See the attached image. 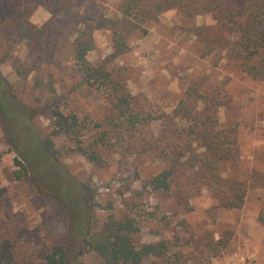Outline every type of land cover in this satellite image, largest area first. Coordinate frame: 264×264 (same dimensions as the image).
<instances>
[{
    "label": "rangeland",
    "instance_id": "rangeland-1",
    "mask_svg": "<svg viewBox=\"0 0 264 264\" xmlns=\"http://www.w3.org/2000/svg\"><path fill=\"white\" fill-rule=\"evenodd\" d=\"M72 1L73 11L60 13L46 0H0V69L18 96L39 110L35 122L43 133L53 129L51 110L59 106L82 121L79 138L85 145L99 141L104 161L100 165L79 152L62 153L76 183L62 184L71 196L69 208L53 184L40 186L34 175L15 177L17 152L0 121V176L6 188L0 196V251L9 254L0 264H43L40 253L53 244L65 245L67 264H106L86 249L83 233L73 232L78 203L92 208L80 221L86 230L109 214L131 215L141 228L139 246L165 240L167 252L148 257L147 264H264V80L230 60L235 36L229 12L204 11L205 0H185L193 15L179 8L160 13L145 22L147 32L130 35L125 53L112 56V30L94 26L101 13L117 15L121 0ZM243 1L231 0V6ZM27 3L32 23L42 26L53 19L63 25L53 63L10 35L7 19ZM86 25L94 29L96 41L88 59L93 66L110 59L106 67L132 94L134 110L149 117L139 127H120L111 120L115 111L108 89L89 84L74 89L83 79L74 39ZM182 100L181 117L175 110ZM215 110L218 126L237 132L239 155L221 161L219 170L247 186L240 207H226L208 187L192 183L199 165L189 170L190 159L180 156L187 152L195 162L194 154L204 151L188 131L197 112ZM56 140L61 150L75 145L61 135ZM178 158L173 189L154 190L148 180Z\"/></svg>",
    "mask_w": 264,
    "mask_h": 264
},
{
    "label": "trees",
    "instance_id": "trees-1",
    "mask_svg": "<svg viewBox=\"0 0 264 264\" xmlns=\"http://www.w3.org/2000/svg\"><path fill=\"white\" fill-rule=\"evenodd\" d=\"M46 1L57 7L60 13L72 12L75 6L72 0ZM184 1L121 0L118 14L109 17L101 13L94 27L112 30L114 41L112 56L120 55L127 51L128 39L133 32L138 30L147 32L144 26L147 20L157 18L160 13L172 8H179L188 15H193V6L183 3ZM231 4V0H205L203 10L220 8L221 11L229 12L235 36L229 48L230 60L236 62L247 74L264 80V0H244L238 7ZM27 6L28 3L7 19L10 35H17L21 40L26 41L28 48L36 53V56L42 57L46 63H53L63 25L59 20L53 19L42 26L32 23L29 16L33 10L24 9ZM93 30L90 25H86L79 30V34L74 39L75 63L78 71L83 75L82 81L75 85L74 89H79L85 84L108 89L111 93L109 95L111 106L115 111V116L111 120H118L120 127L137 128L147 122L149 117L145 118L134 110L132 94L113 78L112 71L106 67L110 59L99 66H93L88 59L89 52L96 46ZM185 102L182 100L176 108L175 113L178 116H184ZM51 111L54 117L53 129L43 133L35 122L39 110L18 96L12 83L0 69V121L9 143L17 152L15 177L20 180L34 175L40 186L53 184L51 187L60 189L64 201L70 208L73 206L69 203L71 196L68 187L62 184L71 182L76 185V183L67 172L66 165L61 159L62 153L79 152L100 165L104 159L97 149L98 140L85 145L79 138L83 126L76 114H68L59 106H53ZM201 112L195 114L194 123L188 134L194 137L200 147H204V151L194 154L195 162L192 161V157L187 156V152L181 153L180 156L186 157V161L190 159V165H186L187 162L183 164L189 170L196 169L195 167L199 165L193 175L192 183L195 182L194 184L200 187H208L222 205L240 207L244 203L247 186L243 182L223 177L219 170L221 161L233 160L239 155L237 132L234 128L225 129L218 126L217 110L212 112L213 114ZM60 135L75 145L67 149H58L56 139ZM105 136L106 134L99 139L104 141ZM169 163L148 180L154 190L173 189L179 171V166L175 164L179 163V158ZM50 177L52 180L48 179ZM5 189L1 185L0 176V196L4 194ZM77 189L83 191L82 186L77 185ZM77 206L80 212L79 217L72 223L73 232L79 235L83 233L86 249L97 252L106 264H147L148 257L162 256L168 250L165 240L139 246L136 237L141 228L138 220L131 215L118 217L109 214L101 224L86 230L81 227L80 221L83 212L90 213L92 208L85 203H78ZM260 219L264 223V215H261ZM7 256H9L8 252L0 251L1 260ZM40 256L43 264H67V250L63 244H53L41 252Z\"/></svg>",
    "mask_w": 264,
    "mask_h": 264
}]
</instances>
